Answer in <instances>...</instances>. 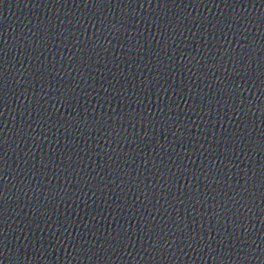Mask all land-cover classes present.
Listing matches in <instances>:
<instances>
[{
	"label": "water",
	"instance_id": "95a60500",
	"mask_svg": "<svg viewBox=\"0 0 264 264\" xmlns=\"http://www.w3.org/2000/svg\"><path fill=\"white\" fill-rule=\"evenodd\" d=\"M0 264H264V0H0Z\"/></svg>",
	"mask_w": 264,
	"mask_h": 264
}]
</instances>
